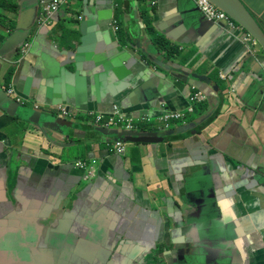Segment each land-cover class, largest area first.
<instances>
[{"label": "crops", "instance_id": "obj_1", "mask_svg": "<svg viewBox=\"0 0 264 264\" xmlns=\"http://www.w3.org/2000/svg\"><path fill=\"white\" fill-rule=\"evenodd\" d=\"M35 1L0 0V48L17 30L32 41L0 62V101L8 87L23 100L0 107V264L64 252L85 264H264V53L205 22L194 0H68L44 23ZM139 54L189 74L207 100L188 122L211 121L159 145L130 141L119 157L89 113L119 106L161 130L163 110L186 109L196 91ZM37 109L76 128L46 138L29 123Z\"/></svg>", "mask_w": 264, "mask_h": 264}, {"label": "water", "instance_id": "obj_2", "mask_svg": "<svg viewBox=\"0 0 264 264\" xmlns=\"http://www.w3.org/2000/svg\"><path fill=\"white\" fill-rule=\"evenodd\" d=\"M208 1L210 3H212L213 5H215L219 10L226 13L239 27H241V29H242L241 34H244V38H245V35L248 34L253 40L256 41L257 46H258V50L260 52L264 53V30L261 28V26L259 25V22H257V20L252 16V14L247 10V8L242 4V2L240 0H208ZM35 5L37 6V9H39V0L35 1ZM38 18H37V20H38ZM202 18H203V20H205V22H207L208 24H210L212 26H215L217 29L222 30V28H225V26H223L221 24H214V23L208 22L204 16ZM111 24H112V21H111ZM231 34L234 35L233 32ZM25 40H26L25 38H21L20 31H18V30L15 31V33L12 34L7 39V41L5 43H3L2 47L0 48V62H2V59H5L7 57L8 53H10V52L15 53L17 48L21 49L23 44L25 43ZM251 54L253 55V52H251ZM174 55L175 54H173L172 56H174ZM139 56L145 64L149 60L150 64L153 63L157 67H159L160 69L167 71L169 73V76L174 78L175 80L188 83L189 87L193 86L192 82H190V81L188 82L185 78H183V76L188 77L189 74L184 72L183 69L181 67H179V65H174L172 63L171 64L172 68L171 67H165L163 65V63L161 61H158L155 57L148 59L147 56H145V58H143L140 54H139ZM172 69H177L179 75L174 74ZM151 71H155V68H151ZM192 80H194L193 77H192ZM191 88L193 90H196L199 93H202L204 96L206 95L205 92L201 91L202 89H204V88H201V86L200 87L193 86ZM13 90H14V95L18 96L20 98L19 101L16 98H13L8 94L4 95L5 98H2V100L0 101V107L3 110H5L8 114H11V112L7 111V106L5 107V105L11 104L12 102H10V101L17 102L19 104H23L22 97L17 94V91L14 89V87H13ZM3 99H6V102H3ZM206 100H207V98H206ZM119 109L122 111V109L120 107H119ZM165 112H169V111L163 110V113H165ZM34 114H37L38 118H36L35 120L30 119L29 123L37 126L40 129V133L43 136H45L46 138L51 139V137L47 134V132L45 130L46 128L55 129L60 134H64V135H67V133H66V130L62 127V125H61L62 123H65L66 125H68L70 127L76 128V125L72 122L61 121L59 119V117L58 118L48 117L42 109H37L34 112ZM210 116L211 115H208V116H206L200 120H197L194 124L190 123V124H187L183 127H179L177 129L171 130V131H165L164 129H161V130L155 129L153 123H151L152 119L150 117L149 118H150L151 122L145 124L149 128L147 130H143L142 128L137 129V130H127V129H123V128H117V129H110L109 130L107 128L99 126L100 128H97L96 131H99L101 133L102 137L105 138L104 144L107 146V151L109 153H111L109 148H108V145L110 143H114V142H121L122 144L125 145V143H128L130 141L131 142L135 141V142L153 143L154 145H159V143L163 142L166 137H170L173 135L189 133L190 135L195 136L197 134L196 127L203 124ZM162 132L165 133L166 136H162L163 138H160V136L163 134ZM112 135H115L114 139L113 138L110 139V137ZM116 154L119 157H122V155H124V154H118V153H116ZM95 165H96V163H95ZM89 169H91L92 171L94 170V163H93L92 167L91 166L89 167ZM83 171H85V170H83ZM85 175H87V174H85ZM257 182L259 184H261V186L264 188V175L258 177ZM132 241H133V238H132ZM134 244H135V242H134ZM150 255L152 256L153 261H155V260L160 261L163 257V254L157 252L156 248L152 249ZM126 256H128V255H126ZM75 261H76V255L69 254L68 264H75ZM105 264H107V263L105 262ZM174 264H176V263H174Z\"/></svg>", "mask_w": 264, "mask_h": 264}, {"label": "built area", "instance_id": "obj_3", "mask_svg": "<svg viewBox=\"0 0 264 264\" xmlns=\"http://www.w3.org/2000/svg\"><path fill=\"white\" fill-rule=\"evenodd\" d=\"M198 10L200 13L205 17V19L208 22L214 23V24H221L227 28L229 32L235 33H241L242 29L239 27L226 13L219 10L215 5L210 3L208 0H194ZM65 4H68V0H39V8L40 11H42L43 16H39L37 22L44 23L51 20L52 15L54 13H57L61 7H63ZM79 19H82V17H79ZM113 27L115 31L119 30V26L116 21L113 22ZM243 40H246L249 47H253L254 49L257 46V43L255 40H253L248 34L245 35V38ZM32 41L30 39H27L25 43L23 44L21 50H20V57L28 52L30 49ZM255 52V51H249ZM225 78H223L224 80ZM6 94L13 96L18 101L20 98L18 96L14 95V90L12 87H8L6 89ZM206 102V97L197 91H195L189 98V105L186 109L182 111H169L161 114V117L159 119L160 123L162 124V128L164 130L169 129L173 125L179 124V126L187 125L189 121V117L193 116L195 114L196 107L199 104H202ZM60 110L65 114L66 111L64 108L60 107ZM88 116L93 120L94 125L104 127L107 129H117V128H123L127 130H137L140 128L138 124L135 123L136 119L130 116L125 115L118 106H114L113 110L110 114H101V113H94L91 112L88 114ZM137 121L139 124H146L150 123L151 120L149 116H144L141 119L138 118ZM108 148L111 153H118V154H124L125 153V145L121 142H114L110 143L108 145ZM76 166L79 167L82 170L86 171L87 177L92 173V170L87 167V165L83 162H77Z\"/></svg>", "mask_w": 264, "mask_h": 264}, {"label": "flooded vegetation", "instance_id": "obj_4", "mask_svg": "<svg viewBox=\"0 0 264 264\" xmlns=\"http://www.w3.org/2000/svg\"><path fill=\"white\" fill-rule=\"evenodd\" d=\"M11 96V95H10ZM13 97V96H11ZM14 98V97H13ZM208 209H210V207H208ZM6 243H8L10 246L11 249H13L12 251L10 252H15L16 251H20V253H22L23 251L19 250L18 247H16L15 243L14 242H9L8 240L6 241ZM5 247V244L4 243H0V249H4ZM58 259L55 260V262H50V261H46L44 264H68V257H69V254H65V252L61 255V256H57ZM75 264H85L83 263L82 259L80 257H77L76 255V261H75Z\"/></svg>", "mask_w": 264, "mask_h": 264}, {"label": "trees", "instance_id": "obj_5", "mask_svg": "<svg viewBox=\"0 0 264 264\" xmlns=\"http://www.w3.org/2000/svg\"><path fill=\"white\" fill-rule=\"evenodd\" d=\"M146 25H147L148 30H150L151 26H150L148 23H146ZM119 30H120V29H119ZM121 31H122V30L119 31V34H122ZM154 41H155L154 44H157V45L159 46V48H164V47H166V45H167V43H168L165 39L160 38V37L154 39ZM204 107H205V106H200V107L197 106V107H196V110H195V113H197V112L199 111V109H200L201 111H203ZM210 121H211V120H209V121H208L206 124H204L203 126L197 128V133H200V132L202 131V129H203V128H204V127H205ZM140 127H141L143 130H147V129H149L147 125H143V126H140ZM162 129H163V128H162Z\"/></svg>", "mask_w": 264, "mask_h": 264}, {"label": "rangeland", "instance_id": "obj_6", "mask_svg": "<svg viewBox=\"0 0 264 264\" xmlns=\"http://www.w3.org/2000/svg\"><path fill=\"white\" fill-rule=\"evenodd\" d=\"M246 6L247 8L251 11L252 15H254L257 19H258V22L261 23V20L259 18V14L257 12H261V11H264V7H261V8H254L253 6H250L249 3L246 1V0H241ZM251 4H255L254 1L250 0ZM68 4H65L64 6H67ZM40 11V9H39ZM76 16V15H74ZM198 115H195L192 119H196ZM192 119H190L189 121H191ZM144 124H139L138 126H143Z\"/></svg>", "mask_w": 264, "mask_h": 264}, {"label": "clouds", "instance_id": "obj_7", "mask_svg": "<svg viewBox=\"0 0 264 264\" xmlns=\"http://www.w3.org/2000/svg\"><path fill=\"white\" fill-rule=\"evenodd\" d=\"M190 122H188V124H189Z\"/></svg>", "mask_w": 264, "mask_h": 264}]
</instances>
